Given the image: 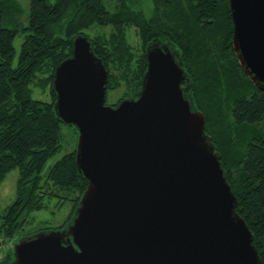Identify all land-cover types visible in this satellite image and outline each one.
<instances>
[{"label":"water","instance_id":"1","mask_svg":"<svg viewBox=\"0 0 264 264\" xmlns=\"http://www.w3.org/2000/svg\"><path fill=\"white\" fill-rule=\"evenodd\" d=\"M229 9L237 61L264 93V0ZM70 38L53 104L87 185L66 226L19 239L10 264H261L175 48L147 44L138 95L110 105L103 59Z\"/></svg>","mask_w":264,"mask_h":264},{"label":"trees","instance_id":"2","mask_svg":"<svg viewBox=\"0 0 264 264\" xmlns=\"http://www.w3.org/2000/svg\"><path fill=\"white\" fill-rule=\"evenodd\" d=\"M114 3L109 11L105 0H30L29 22L22 27L18 2L0 0V181L11 169L19 170L16 197L0 214V238L13 239L23 229L22 211L44 208L45 199H55L57 206L70 202V213L56 229L65 227L85 191L87 182L75 165L76 146L42 174L45 162L61 148L63 123L54 111L52 80L55 67L72 53L70 37L82 33L91 40L108 69L106 92L121 91L115 104L136 98L147 68L146 46L162 40L179 54L192 106L204 115L205 133L237 199L236 212L254 235L264 264V93L237 61L229 0ZM5 19L13 27L4 26ZM133 29L139 47L127 34ZM18 31L24 37L12 66ZM30 83L47 87L50 101L32 98ZM12 259L10 249L0 264Z\"/></svg>","mask_w":264,"mask_h":264},{"label":"rangeland","instance_id":"3","mask_svg":"<svg viewBox=\"0 0 264 264\" xmlns=\"http://www.w3.org/2000/svg\"><path fill=\"white\" fill-rule=\"evenodd\" d=\"M21 8L19 18V23L22 27L29 22V3L30 0H16ZM105 4L109 11L114 9V0H105ZM11 16L12 13L10 11ZM10 19V17H8ZM13 22L8 23L7 20H4L3 25L7 27H13ZM19 26V25H18ZM88 32V31H87ZM90 32V31H89ZM88 32V33H89ZM93 31L90 32L92 34ZM129 33L130 42L133 46L139 47L138 35L135 34V30L127 31ZM24 33L23 31H18L13 38V51L14 55L11 60L12 66H16V61L19 55V48L23 41ZM30 94L31 97L37 100L50 101V93H48V88L43 87L42 85L30 83ZM121 91L107 89L106 92V103L115 104L117 98L120 96ZM59 135L61 136L60 140V149L52 154L51 157L43 165L42 174H45L49 171V168L53 163L61 158L63 153L72 150L75 147L77 141V131L74 126L63 125L60 128ZM19 170L13 168L6 174V176L0 181V214L4 212L6 207H8L11 202L16 197V187H17V177ZM46 206L39 210L33 211H22L20 220H22L23 229L16 233V236L13 239L0 238V261L3 260L5 254L8 250L13 249V244L24 236H31L37 231L46 230H56L58 226L62 225L66 220L68 214L70 213L71 204L68 201H65L64 204L59 206L56 205L55 199H45Z\"/></svg>","mask_w":264,"mask_h":264}]
</instances>
